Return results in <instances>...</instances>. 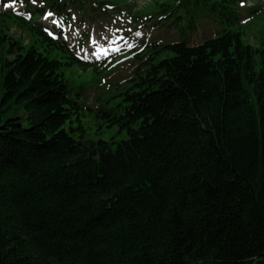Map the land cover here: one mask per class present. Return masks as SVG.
Returning <instances> with one entry per match:
<instances>
[{"label": "trees", "instance_id": "obj_1", "mask_svg": "<svg viewBox=\"0 0 264 264\" xmlns=\"http://www.w3.org/2000/svg\"><path fill=\"white\" fill-rule=\"evenodd\" d=\"M238 1L154 0L151 26L180 39L143 43L118 101L98 98V127L125 133L111 141L84 138L61 69L106 63L62 31L74 10L107 17L110 1L0 13L27 34L0 25V264H264V39L224 26L185 38L200 21L238 22Z\"/></svg>", "mask_w": 264, "mask_h": 264}, {"label": "rangeland", "instance_id": "obj_2", "mask_svg": "<svg viewBox=\"0 0 264 264\" xmlns=\"http://www.w3.org/2000/svg\"><path fill=\"white\" fill-rule=\"evenodd\" d=\"M109 1L108 6L121 8L117 13L115 12V17H109L108 19L102 15L86 17L79 11L74 10L71 28L68 27L64 30V37L74 49H78L79 40L84 43L83 48L80 50L82 57L93 60L104 56L109 62V64L104 65L96 63V65L87 68L76 64L61 67L71 86L81 93L79 102L82 103L83 108L81 109L80 119L84 128V138L89 140L104 139L111 141L125 137V133L120 132L116 126L105 127V124H102L98 127L94 111L98 98L103 101L109 99L110 104L118 101L119 96L117 94L123 89L124 84V81L120 82L121 79L127 77L132 70V66L139 62V59L131 58L126 63L123 61L115 63L124 55L118 54L119 51L115 48V45L125 37H129L123 43L124 49L127 52H133L146 40L160 39L165 41L166 39L168 41L170 40L169 36H175V40L180 39L178 29L167 28L166 31H162L163 34H160L161 28H157L158 33L150 28V19L153 18L148 13L155 10L154 0ZM3 3L5 4L3 5ZM5 5H8V7H5ZM8 11H13L19 15L22 12L27 16V11L24 12L21 0H14V2L13 0H0V13ZM236 11L239 22H224V24H221L209 21L211 26L201 25L199 27L198 25L203 22L200 21L196 27L197 32L194 30L192 34L185 35L187 43H200L203 41V36H215L220 33L224 26L240 31L241 39L245 44L258 46L260 41L264 39V0H245L244 7H241L240 1H238ZM3 20H5L4 22L9 21V33L11 35L27 41V34L18 23L12 22L7 16L0 15V25ZM245 20L246 23L243 22ZM42 22L48 27L52 25L49 30L52 33L56 32L53 17H46ZM176 30H178L177 36L175 35ZM166 33L168 34L167 38H160L161 35ZM88 42L89 44H87ZM101 49L105 51H101ZM140 51L138 50V53ZM128 54L124 58H128Z\"/></svg>", "mask_w": 264, "mask_h": 264}, {"label": "snow or ice", "instance_id": "obj_3", "mask_svg": "<svg viewBox=\"0 0 264 264\" xmlns=\"http://www.w3.org/2000/svg\"><path fill=\"white\" fill-rule=\"evenodd\" d=\"M13 2H14V0H13ZM32 2L33 3H35L36 2V0H32ZM244 3H245V0H240V6L241 7H244ZM5 7H8V5H5ZM48 15H52L51 13H49ZM243 22H247L246 20L245 21H243ZM139 34V33H138ZM101 51H105L104 49H101Z\"/></svg>", "mask_w": 264, "mask_h": 264}]
</instances>
